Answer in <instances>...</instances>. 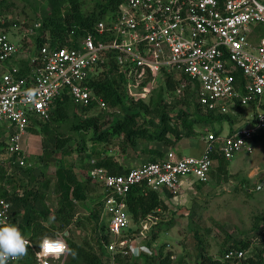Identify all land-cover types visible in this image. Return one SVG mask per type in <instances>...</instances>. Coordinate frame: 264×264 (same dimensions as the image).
<instances>
[{"label": "built area", "instance_id": "built-area-1", "mask_svg": "<svg viewBox=\"0 0 264 264\" xmlns=\"http://www.w3.org/2000/svg\"><path fill=\"white\" fill-rule=\"evenodd\" d=\"M8 22H0V185L10 193L14 171L28 168L32 132L51 120L59 99L69 96L83 115L113 112L92 86L103 73L115 72L128 101L148 102L161 90L165 102L194 100L203 113L234 120L201 124L200 155L181 156L171 148L120 175L91 160L89 178L102 188L109 217L108 240L101 243L110 264H117V255L152 254L144 242L158 217L149 215L135 225L127 212L134 186L145 185L173 201L184 186L209 184L219 159L252 155L264 136V0H124L114 15L79 38L77 47L53 45L50 39L37 46L40 20ZM125 106L115 109L114 118L124 114ZM248 106L254 113L241 118ZM237 119L244 124L238 126ZM13 207L11 199L0 196V219L20 227ZM227 251L216 264L238 263L246 256L244 250Z\"/></svg>", "mask_w": 264, "mask_h": 264}, {"label": "rangeland", "instance_id": "rangeland-1", "mask_svg": "<svg viewBox=\"0 0 264 264\" xmlns=\"http://www.w3.org/2000/svg\"><path fill=\"white\" fill-rule=\"evenodd\" d=\"M83 1L86 3L83 4L82 10L86 12L91 8L92 2ZM6 8L9 11L4 12L3 16L8 14L6 19L9 21L17 18L29 19L27 14L43 16L51 12L49 0H7L4 5V9ZM2 19L5 20V17ZM32 43L33 41H27L29 46ZM125 102L129 106L130 101L125 99ZM170 102L164 101V104H167L166 110L172 115L187 106L179 100ZM188 109L191 113L193 112V109ZM252 110V107H246L245 112L249 113L247 119L251 118ZM68 113V118L63 123L51 119L37 124L32 132L34 142L27 157L28 168L14 171L15 176L10 185L11 190L17 187L16 190L21 196H24L26 191L38 193V196L30 197L28 204V209L30 207L34 210L31 214L36 220L27 231L29 238L35 235L33 240L35 257L26 261L25 264H72L66 252L41 253L39 242L42 237L58 235L65 241L69 239L80 245L87 241L95 244L96 238L101 232L105 233V228L109 225V217L104 211L102 196L100 197L103 190L92 181H89L87 185L86 199L74 202L76 215L71 224L63 223V216L58 215V209L61 206L59 172L63 168L69 175L74 176L76 181L87 184L93 159L97 161L106 157L113 158L125 169L144 164L152 160L154 152L169 147L162 142L139 139L135 148L126 146V151L123 152L122 146L125 140L120 137L111 139L107 145H95L100 153L91 158L93 133H78L74 131L73 126L79 119L92 115H101L107 119L110 111L96 110L92 115L88 113L83 115L71 106ZM75 114L78 116L76 117ZM149 119L157 120L154 115ZM236 124L241 126L244 122L240 119ZM196 132V135L189 139L186 137L181 139H186L183 143L187 145L179 146L178 152L181 155L200 154V140L205 133L200 126L196 127ZM56 138L68 141L66 148L53 152L45 161H39L45 145L52 153ZM181 140L174 147L169 148L175 149ZM195 143L197 144L195 147L188 145ZM81 145L84 146L82 151L79 150ZM255 147L252 155L241 153L231 161L224 160L225 166L221 171L218 164L209 184L182 189L178 197L169 203L170 207L167 205L168 209L160 213L158 223L153 225L151 232L157 233V237L154 239L150 232L144 242L152 249V254L135 258L129 253L121 256L120 264H150V259H154L153 264H156L157 256L161 254L163 257L171 255L172 264H198L200 255L213 259L223 258L227 250L240 241L250 243V248L245 250L246 258L260 255L264 263V136L258 140ZM25 207L21 216L28 214ZM41 211L46 212V218L38 214ZM22 218L20 217V222ZM39 226L43 228L42 232L39 230L36 232L35 228ZM126 257L128 260L125 259Z\"/></svg>", "mask_w": 264, "mask_h": 264}, {"label": "trees", "instance_id": "trees-1", "mask_svg": "<svg viewBox=\"0 0 264 264\" xmlns=\"http://www.w3.org/2000/svg\"><path fill=\"white\" fill-rule=\"evenodd\" d=\"M51 5L50 14L39 15H29L31 21H42V26L37 32L35 42L37 46L43 44L46 39H50L53 45H61L68 47H77V40L94 30L95 25L106 18L108 15H114L121 3L124 0H90L92 2L91 8L86 12H83L82 6L86 2L83 0H49ZM7 0H0V22L2 17H5L6 24L8 26L9 22L6 19L8 14L3 16L4 12L9 10L4 9V5ZM114 71H110L109 74L103 73L99 81L93 83L94 91L97 95L103 97L110 105L113 112L108 114V118L105 119L103 116H88L85 119H79L78 123L73 126L74 131L78 133H93V148L92 156L95 157L97 153H100L95 148L97 144H109L111 139H118L120 137L125 140V144L122 146L123 152L126 151L125 147L130 146L132 148L136 147L137 140L143 139L147 141H158L167 144L169 147H174L182 138H189L196 135V127L201 126L204 123H220L225 121L233 123L234 120L231 116L214 115L213 113H203L198 106L195 104L194 100L190 102L185 101L193 112H185L183 110L178 111L176 114L172 115L171 112L166 110L167 104H164L163 92L157 91L151 97L148 102L144 101H130L129 106H125L127 110L124 114L114 118V112L116 108L124 106L125 103V91L124 87L120 82V78ZM171 92L176 89V85L171 84ZM176 104V103H174ZM178 103L176 104V106ZM76 106L72 102L69 96H64L56 102L55 112L52 116V120L58 123H63L68 118L69 107ZM175 106V107H176ZM77 110V109H76ZM77 113V112H76ZM189 113V114H188ZM154 115L157 119H149ZM77 117L78 115L75 114ZM68 141H62L56 138L54 143V149L52 153L47 145L43 148V154L39 161L47 160L53 152H59L66 148ZM84 146L81 145L79 150L82 151ZM163 153L156 151L152 157L151 161H155L157 158H162ZM220 169L223 170L225 166L224 160L219 159ZM96 166L103 167L111 174L120 175L126 173V169L123 168L121 164L113 160V158L106 157L104 159H98ZM32 171L29 170V173ZM1 180L3 182V173L0 172ZM215 175V174H214ZM59 187L61 195V206L58 209V215L63 216L64 224L70 225L74 219L76 212L74 207L75 200H85L87 185L91 178H89L87 184L80 183L76 181V178L69 175L66 169H62L59 172ZM12 184L13 182H9ZM2 185V184H1ZM0 185V196L8 197L14 203L12 210V215H14L15 220H19L20 217L22 221L20 222L21 230L27 235L28 229L36 221L31 214L34 212L32 208L29 207V199L31 196H38V193H32L26 191L24 196L18 194L14 187L13 192L10 193L6 188ZM204 184H197V186H203ZM207 185V184H206ZM95 192H93L94 194ZM101 197V195H100ZM26 206V207H25ZM25 209L28 211L27 216H21V212ZM168 209L165 201L162 199L160 193L148 189L145 185H136L127 195V212L131 216L132 221L140 226L141 221L147 219L149 215L159 216L161 212ZM160 210V212H158ZM25 211V210H24ZM26 214V213H25ZM38 214L46 218V212H38ZM38 225V224H37ZM36 227V226H35ZM41 228V229H39ZM35 228L36 232H42L43 228L39 226ZM54 229H56L54 227ZM107 227L105 228V230ZM154 239L157 237V233L151 232ZM28 236V235H27ZM35 235L30 237L31 245L28 247V252L26 255L21 257L18 264H25L26 261L35 257V250L33 247V240ZM108 240V235L106 233L99 234L96 238L95 244L90 242H85L83 245L77 244L74 241L66 240L68 249L70 251L66 252L69 254L72 264H110L108 254L104 248L101 240ZM250 248L249 242H238L235 243L229 249L235 250H248ZM152 257V256H150ZM158 260L156 264H172L171 255L163 257V255L157 256ZM121 255L115 257L117 264L122 262ZM125 259L128 260V257ZM149 260V259H148ZM153 260L150 259V264H153ZM219 263L218 259H213L209 256L200 255L198 264H216ZM236 262L230 261L227 264H234ZM240 264H264L262 262V257L252 256L239 261Z\"/></svg>", "mask_w": 264, "mask_h": 264}, {"label": "clouds", "instance_id": "clouds-1", "mask_svg": "<svg viewBox=\"0 0 264 264\" xmlns=\"http://www.w3.org/2000/svg\"><path fill=\"white\" fill-rule=\"evenodd\" d=\"M29 244V239L18 224L0 219V264H7L9 259L26 255ZM39 249L44 254L70 251L66 241L58 235L43 236L39 242Z\"/></svg>", "mask_w": 264, "mask_h": 264}, {"label": "crops", "instance_id": "crops-1", "mask_svg": "<svg viewBox=\"0 0 264 264\" xmlns=\"http://www.w3.org/2000/svg\"><path fill=\"white\" fill-rule=\"evenodd\" d=\"M253 109V108H252ZM246 111V108H244L243 110H242V117L241 118H248V114L249 113H247V112H245ZM253 112H251V114H253L254 113V109L252 110ZM252 116V115H251ZM239 119V118H238ZM238 119H237V121H238ZM186 139H189V138H186ZM186 139H183V140H181V142L178 144V146L174 149V148H172V149H174V150H176L177 151V153L179 154V155H181L180 154V152H178V148H179V146L181 145V146H184V147H186L187 145L185 144V143H183L184 142V140H186ZM200 143H201V149H200V154L203 152V148H204V143L202 142V140H200ZM189 145V147H195V145H197L196 143L195 144H193V145H191V144H188ZM171 148H169V147H167L166 149H163V148H161V149H159V150H157V151H159V152H161V153H163V155H164V152H168L169 150H170ZM200 154H198V155H200ZM181 156H184V155H181ZM136 167V166H135ZM212 177H213V175H212ZM185 187H189V186H184L183 187V189L185 188ZM166 198L168 199L169 198V196L167 197L166 196ZM166 199V200H167ZM168 203H167V205L169 206V203H171V201H170V198L168 199V201H167ZM166 203V202H165ZM170 207V206H169Z\"/></svg>", "mask_w": 264, "mask_h": 264}]
</instances>
